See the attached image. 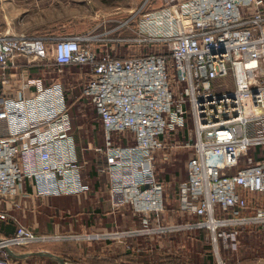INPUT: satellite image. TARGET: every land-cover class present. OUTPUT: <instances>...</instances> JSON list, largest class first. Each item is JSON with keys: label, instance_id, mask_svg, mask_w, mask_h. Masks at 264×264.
Returning a JSON list of instances; mask_svg holds the SVG:
<instances>
[{"label": "built area", "instance_id": "2783aa9c", "mask_svg": "<svg viewBox=\"0 0 264 264\" xmlns=\"http://www.w3.org/2000/svg\"><path fill=\"white\" fill-rule=\"evenodd\" d=\"M139 21L135 37L118 39L121 46L163 47L169 60L155 53L116 58L97 54L81 36L10 37L0 27V70L18 57L44 61L50 54L57 67H89L82 94L105 136L97 151L108 204L112 210L130 207L144 227L164 209L163 186L153 170L155 152L169 146L166 136L184 140L191 117L180 209L198 217L190 226L205 228L214 242L234 236L225 230L255 224L261 215L249 213H262L248 195L264 196V155L246 156L264 149V0H185ZM129 25L120 27L132 30ZM227 78L226 89L221 81ZM25 88H34V96L20 92L0 98V222L18 224L13 236L0 238V264H10V247L39 242L1 209L2 201L22 194L25 182L39 198L89 190L64 90L58 84L46 87L39 78L27 80ZM122 133L131 134L133 144L114 145L112 134Z\"/></svg>", "mask_w": 264, "mask_h": 264}, {"label": "rangeland", "instance_id": "374dc122", "mask_svg": "<svg viewBox=\"0 0 264 264\" xmlns=\"http://www.w3.org/2000/svg\"><path fill=\"white\" fill-rule=\"evenodd\" d=\"M184 1L0 0V27L3 34L10 37L23 35L49 40L81 36L88 38L86 44L97 54L107 52L116 58H130L142 53H155L157 50L166 52L165 48L159 46H121L118 39L135 37L133 29L139 26V20L144 15ZM125 22L130 24L129 28L132 30L120 27ZM13 63L18 66L10 65L8 70L12 75L15 74L14 78L22 80L38 77L46 82L62 84L78 157L84 166L83 175L89 177V174L97 172L103 162L97 149L104 146L105 136L93 106L81 96L89 78V67H57L51 54L44 61H37L32 57H18ZM221 84H225L224 88L227 89L231 86L230 78L222 80ZM187 122L191 132H184V140L180 135L166 136L163 140L169 146L155 152L153 170L156 180L163 186L164 209L157 216L151 215L146 227L139 216H135L132 225L103 220L100 222L101 226L89 225L87 228L79 227L76 223L69 226L67 214L55 219L60 224L51 217L40 222L43 220L42 214L37 215V222H34L28 220V217L33 216L28 207H41L40 201L29 204L32 201H22L20 196L11 197L5 201V207L21 210L15 212V215L18 213L21 224L39 237V242L13 246L8 250L11 249L16 254L29 249L30 252L22 253L48 250L66 264H263L264 196L248 195L250 205L262 212L249 213L254 217L261 215L257 223L226 229L227 233L235 231L234 236L219 237L216 242L205 228L190 226L199 221L198 217L180 209L178 189L185 181L186 163L191 155L190 147L184 143L189 141L191 145L193 140L191 117ZM111 137L114 145L133 144V137L128 133L112 134ZM263 155L264 149L249 150L246 157L256 160ZM49 206L39 209L49 210ZM19 213L24 217H20ZM220 232L222 233V229ZM23 263L59 264L53 258L38 256Z\"/></svg>", "mask_w": 264, "mask_h": 264}, {"label": "crops", "instance_id": "0c3cea01", "mask_svg": "<svg viewBox=\"0 0 264 264\" xmlns=\"http://www.w3.org/2000/svg\"><path fill=\"white\" fill-rule=\"evenodd\" d=\"M16 65L14 64V66ZM8 68L9 66L3 70H0V98H2V96H10V97L14 96L15 97L20 92H22V96H34L35 94L34 88H25L24 90H22V87H23V84L27 80L36 79V78H26V79L23 78L22 80L18 78H14L15 74L12 75L11 72H9ZM42 82L44 86L46 87L53 85V84H58L57 82H54V81L46 82L44 79L42 80ZM60 86L64 90V88L62 87V84ZM81 96L84 97L83 94H81ZM85 99L89 101L87 98ZM88 176L89 177H85L83 175L85 182L89 186V190L86 194L81 195V196L66 195V196H60V197L39 198V197H35L32 195V190H31L29 182H25L23 193L18 196L22 198V201H32V202H28L29 204H33L35 201H40V203L43 206V207L39 206V207H32V208L28 207L30 214L33 215V216L28 217V220H34V222H37L36 221L38 217L37 215L42 214L43 220H40V222H45L46 218L48 217H51L56 222L58 220H55V219H58L59 217L61 218L63 214H67L69 215L68 224L71 227H72V223H76L77 225H79V227H82V228H87L89 225L90 226H94V225L101 226L102 223L100 222L103 220H106L108 222L112 221V223L114 224L116 223V221H119L123 223L124 222L131 223L132 225L134 223V219L136 215L132 212L130 207L123 206L116 210H112L110 208L108 204L107 178L99 172V168L97 172H93L89 174ZM253 195L257 196V194H253ZM18 196H15V197H18ZM4 202L5 201H2L1 209H7L8 214L15 216L17 222L21 224L20 218H18L19 217L18 213H17L18 217L15 215V212L21 211V210H17L15 207H11V208L5 207L7 203L4 206L3 205ZM66 204H71V205L67 206ZM45 205H50L48 208L49 210H41V209H46ZM20 217H24L23 214H20ZM58 222L60 224V221ZM16 228H17V223L11 222L9 220L1 221L0 222V237L8 238L10 236H13L16 232ZM30 251H31L30 249L24 250L16 254L10 249V252L14 256L8 253L9 263L10 264H24L23 261H26L33 256H28L25 258H18L17 256L29 254V253H22V252H30ZM41 252L52 254L48 250H44ZM41 252H34V253H41ZM38 257H44V256H38Z\"/></svg>", "mask_w": 264, "mask_h": 264}, {"label": "water", "instance_id": "95a60500", "mask_svg": "<svg viewBox=\"0 0 264 264\" xmlns=\"http://www.w3.org/2000/svg\"><path fill=\"white\" fill-rule=\"evenodd\" d=\"M7 251H8V253L10 254V255H12V256H14L11 252H10V250H8L7 249ZM35 255H37V256H44V257H47V258H53V259H56V261L59 263V264H66L60 257H58V256H54V255H52V254H49V253H29V254H24V255H21V256H17L18 258H25V257H28V256H35ZM264 264V263H263Z\"/></svg>", "mask_w": 264, "mask_h": 264}, {"label": "trees", "instance_id": "16d2710c", "mask_svg": "<svg viewBox=\"0 0 264 264\" xmlns=\"http://www.w3.org/2000/svg\"><path fill=\"white\" fill-rule=\"evenodd\" d=\"M147 54H149V53H142L141 55H147ZM155 54L156 55H160V56H164L167 60H169L170 59V57H169V53L166 51V52H164V53H162L160 50L158 51H156L155 52Z\"/></svg>", "mask_w": 264, "mask_h": 264}, {"label": "bare ground", "instance_id": "6f19581e", "mask_svg": "<svg viewBox=\"0 0 264 264\" xmlns=\"http://www.w3.org/2000/svg\"><path fill=\"white\" fill-rule=\"evenodd\" d=\"M2 244V243H1ZM4 245V244H3Z\"/></svg>", "mask_w": 264, "mask_h": 264}]
</instances>
